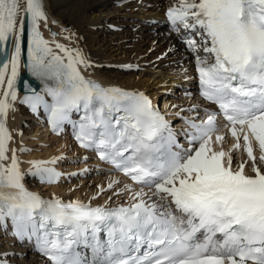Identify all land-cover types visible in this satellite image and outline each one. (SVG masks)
<instances>
[{
	"label": "snow or ice",
	"instance_id": "snow-or-ice-1",
	"mask_svg": "<svg viewBox=\"0 0 264 264\" xmlns=\"http://www.w3.org/2000/svg\"><path fill=\"white\" fill-rule=\"evenodd\" d=\"M166 15L173 30L200 37L183 39L201 95L218 105L235 141L227 151L216 112L187 121L190 147L182 148L144 93L86 79L78 66L90 62L79 50L57 43L64 56L53 52L40 31L43 0H0V117L17 100L27 34L26 68L51 102L33 90L21 103L42 107L57 134L72 123L82 148L141 186L128 207L45 200L26 188L16 150L7 155L12 137L0 119V225L10 221L12 234L34 242L50 264H264V0H177ZM73 113H82L78 123ZM237 150L252 161L251 174L247 161L233 168ZM55 162L31 161L28 174L58 182L47 166Z\"/></svg>",
	"mask_w": 264,
	"mask_h": 264
},
{
	"label": "bare ground",
	"instance_id": "bare-ground-1",
	"mask_svg": "<svg viewBox=\"0 0 264 264\" xmlns=\"http://www.w3.org/2000/svg\"><path fill=\"white\" fill-rule=\"evenodd\" d=\"M176 3L177 0H46L44 10L47 14V22L42 20L40 24L48 35L51 34L50 29L53 28L57 32L55 38L61 40L62 45L67 49H76L83 54L90 62L89 67L80 65L85 74L98 78L106 84L120 85L145 93H149L148 90L154 88V99L163 101L167 108L173 112L175 121L179 123L185 120L184 116L178 118L181 113H184L185 116L188 114L199 116L205 112V109H212L214 106L198 98L194 64L195 53L189 50L185 46V42L181 40V30L177 32L171 29L165 19V9ZM153 17L156 24L150 26L148 20ZM97 24L107 26V29L94 30ZM112 24L121 25L120 30L113 31L109 28L110 25L112 27ZM50 26L52 27L50 28ZM134 26L135 29L138 27L137 32L132 31ZM71 37H74V41H71ZM150 38L153 39V42H150ZM71 45H74V48H71ZM139 48L143 51L149 49L150 52H138L136 49ZM11 51L12 46L9 44V55ZM23 58L20 68L25 71ZM125 65H132V72L125 71L124 68L128 69L123 67ZM174 86L181 87L184 91L187 89L185 94H188L191 100L181 103V101L177 102L165 98L164 90H170ZM20 91H23V87L20 88ZM157 92H161V94L158 96ZM185 94L183 93V95ZM20 95L21 93L17 94V100L11 102L13 107L8 110L6 117H0L4 120L12 137L8 142L7 155L9 158L13 149L16 151L26 149L27 145L36 140L35 138L38 136L43 138L47 135V133H42L44 130L41 129V118L27 112L25 107L18 102ZM40 134H43V137H40ZM51 137L53 139L59 138V140L63 138L64 140L62 139L60 144L64 150L67 144L72 145L68 137L49 135V139ZM225 140V151H227L233 143L227 142V138ZM71 148L74 149L75 154H81L79 156L81 159L80 166L73 163V165L64 164L53 148L42 153L32 150V152L27 153L21 151L19 154L23 157L24 166H31V161L47 159L52 161L55 158L60 165L65 167L64 172L68 175L72 176L77 168L86 170L90 167L107 184L111 180L120 181L118 185H115L116 189L111 194L104 192L99 194L97 193L98 188H89L83 191L81 189L77 191L68 190L70 186L67 187V183L64 182L66 175H61L60 181L49 187L51 192L55 191L58 195L79 197L83 200L90 198L94 202L102 201L103 203H125L132 198V193L129 194L130 192L126 191L125 188L126 185L131 186V184L121 175L111 169L100 168L95 164L92 156H87L86 161H82L84 156L88 154L73 145L69 149ZM239 151L241 152L239 157L233 154V164L238 166L242 161H247V168L251 170L252 161L242 150L235 152ZM255 155L259 158L258 148L255 150ZM257 162L262 163L259 162V159ZM29 182L34 186L42 185L32 178L29 179ZM100 185L102 186V184ZM154 198L156 197L152 199ZM158 202L167 203L165 201ZM2 232L4 231L0 228V257L9 264H46L45 259L36 253L30 245L11 243L7 237L3 236Z\"/></svg>",
	"mask_w": 264,
	"mask_h": 264
},
{
	"label": "rangeland",
	"instance_id": "rangeland-1",
	"mask_svg": "<svg viewBox=\"0 0 264 264\" xmlns=\"http://www.w3.org/2000/svg\"><path fill=\"white\" fill-rule=\"evenodd\" d=\"M148 21L150 22V26H154L156 24V21H155V18L154 17L151 18V20H148ZM51 27L52 26H50V28ZM106 27L107 26H102L101 24H97L94 27V30H101L102 31L104 29H107ZM109 28H111L113 31H119L120 28H121V25H119V27H117V28L116 27H113L112 28L111 25H110ZM138 30H139L138 27H137V29H135V26L132 28V31H134V32H137ZM71 41H74V37L73 38L71 37ZM151 41L153 42V39L152 38H150V42ZM70 47H73L74 48L73 45L70 46ZM136 50L138 52L139 51L140 52H146L149 49H146V50L143 51V50H141L139 48V49H136ZM160 50H161V48H160ZM154 51H157V50L154 49ZM148 52H150V51H148ZM124 70L125 71H128V72H132L133 69H131V68L130 69L129 68L128 69H125L124 68ZM171 88L172 89H170V90H166V89L164 90L163 94H164V97L165 98H169V100H175L177 102H180L181 101V103L184 102V101H186V100H189V101L191 100V97L188 96V94H185V93H187V89L184 91V89H182L181 87H177V86H174V87H171ZM154 90L155 89L153 88V89H150L148 91H149L150 94H153V96H154ZM157 93H158L157 94L158 96L161 94V92H157ZM183 93L185 95H183ZM181 117L182 116L180 115V117H178V118H181ZM24 126H26V125L24 124ZM43 134H40V137H43ZM32 139H34V138H32ZM35 139H36L35 141H33L31 144H29V146H27V148H26L27 150L24 151L25 153H27L28 151L29 152H32V150H35V151L37 150L36 151L37 153L38 152L39 153H42L44 151L46 152V150L48 151V150H51V148H53L58 153V157L61 160V162H64V164H68V165H70L72 163L73 164H78V166H80V164H81V159L79 158L80 154L79 153L78 154H75L73 148H71L72 150L69 149L72 145L67 144V146L65 147V150H64V148L61 147V144L60 143H62V139L63 138H61L59 140V138L53 139L52 137L49 139V136H46V137H43V138H39V136H38ZM68 153H70V154H68ZM233 154H234V156L239 157L241 155V152L240 151L239 152H234ZM83 160L86 161L85 158L82 159V161ZM78 172H80V173H78ZM74 174L72 176L71 175H67V178L64 181L65 183H67V185H66L67 187L68 186L71 187V189L69 187L68 190L77 191V190H80L81 189L83 191V190H87L89 188H98V190H97L98 192L97 193H99V194L101 192H104V193H107V194H111V192L116 189V186H114L113 189H108V184L106 183V181H102L96 175L95 171H93V169H91L90 167L86 168V170H84V169H81L80 170V168H77L76 171L74 172ZM100 184H102V186ZM100 187H102V188L100 189ZM102 189H103V191H102ZM3 236L4 237H8V235L6 233H4Z\"/></svg>",
	"mask_w": 264,
	"mask_h": 264
}]
</instances>
